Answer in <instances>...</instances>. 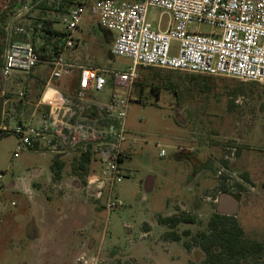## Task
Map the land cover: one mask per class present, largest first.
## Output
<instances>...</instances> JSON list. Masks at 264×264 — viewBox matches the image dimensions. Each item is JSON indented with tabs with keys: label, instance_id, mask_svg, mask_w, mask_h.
I'll use <instances>...</instances> for the list:
<instances>
[{
	"label": "rangeland",
	"instance_id": "374dc122",
	"mask_svg": "<svg viewBox=\"0 0 264 264\" xmlns=\"http://www.w3.org/2000/svg\"><path fill=\"white\" fill-rule=\"evenodd\" d=\"M57 1L27 0L9 16V28L0 36V55L12 42H31L37 48L50 45L51 36L40 26L45 20L49 22L45 27L58 32L63 28L61 14L53 11ZM11 2L0 0V13ZM160 13L149 9L147 18L153 27L159 19L165 26L168 16ZM96 22L84 13L79 24L82 31L74 35L80 37L94 29L96 38L93 32L82 37L87 45L74 54L68 51L67 56H75L86 67L127 71L130 59L109 55L115 33L98 29ZM16 28H23L24 33H16ZM196 28L209 30L205 25ZM44 66L39 64L32 74L13 75L9 80L0 76V264H199L205 255L191 236L205 231L223 187L240 196L236 220L244 238L263 240L264 84L137 67L132 96L144 102L129 105L124 145L130 157L123 161L124 180L112 190L117 205L108 209L105 197L96 199L95 189L82 183L85 176L75 172L76 154L65 156L59 177L49 170L50 156L24 151L13 158L18 142L13 130L24 125L31 111L25 105L29 93L37 98L44 90L40 82H31L34 73L43 72L46 79L50 69ZM73 79L54 80L52 85L70 92ZM105 79L103 90L93 95L96 101H107L114 88L112 78L105 75ZM228 147H235L236 152L225 161ZM87 168L89 174H99L94 162ZM75 175L79 190L67 184ZM147 177L150 191L144 194L142 184ZM26 187L38 196L42 208L58 214L55 219L61 234L57 232L59 243L51 252L40 253V246L33 242L36 221L34 216L31 219L28 200L34 195ZM180 202L186 203L184 210ZM76 212L85 216L76 219ZM180 212L193 216L195 223L179 224L175 231L180 240L175 242L164 236L169 229L158 218ZM82 224L88 225L83 235L68 230ZM186 231L190 236L184 235ZM62 239L68 247L61 245ZM83 239L88 246L81 247Z\"/></svg>",
	"mask_w": 264,
	"mask_h": 264
},
{
	"label": "built area",
	"instance_id": "2783aa9c",
	"mask_svg": "<svg viewBox=\"0 0 264 264\" xmlns=\"http://www.w3.org/2000/svg\"><path fill=\"white\" fill-rule=\"evenodd\" d=\"M149 9L168 16L165 26L159 19L153 27L147 18ZM84 13L115 33L110 55L130 59L127 71H105L67 60L66 51L77 45L74 34ZM59 22L63 36L47 52L48 58L41 59L30 42H12L3 51L0 76L4 80L29 74L39 64L50 68L39 102L45 109L34 126L14 128L18 142L13 158L24 151L53 157L90 154L99 174L92 173L87 182L95 189L96 199L105 197L108 209L117 205L114 185L125 178L123 145L129 105L144 102L132 96L137 67L264 84V0H79L60 15ZM201 25L209 30L196 28ZM16 33L24 29L16 28ZM75 70L78 81L72 94L52 87V81L67 79ZM105 75L112 78L114 88L107 101H96L93 95L103 90ZM227 151L225 161L234 157L236 148Z\"/></svg>",
	"mask_w": 264,
	"mask_h": 264
},
{
	"label": "trees",
	"instance_id": "16d2710c",
	"mask_svg": "<svg viewBox=\"0 0 264 264\" xmlns=\"http://www.w3.org/2000/svg\"><path fill=\"white\" fill-rule=\"evenodd\" d=\"M10 5L6 6L2 14H0V36L5 35L6 20L27 0H10ZM36 1V0H32ZM79 4V0H58L57 5L53 8L58 14H64L69 8ZM41 9L45 11V5H41ZM48 21L43 20L40 27L44 33H46L50 40L56 41L63 36L61 31H55L51 27H45ZM55 46V45H54ZM41 59L48 58L45 45L36 49ZM157 68H154L156 70ZM157 97L158 93L156 89L151 90ZM142 90H140L139 96ZM9 133L3 136H8ZM93 162V158L90 154H81L78 160V166L75 168L76 172L80 176H87L89 173L87 165ZM54 168L57 171L53 172L54 177L59 176L58 170L62 167H57V162L53 160ZM244 179L249 181L247 175L244 174ZM261 188L264 189V182L261 184ZM228 190L222 188L221 193H226ZM158 222L162 226L168 227L169 231L164 234L168 239L175 242L180 240V235L175 231L179 224H194L195 219L193 216L180 212L167 217H159ZM185 236H190L189 232H184ZM192 242L198 246L205 255V260L199 264H264V233L263 240H248L244 238V231L238 224L236 217L225 216L217 213H213L206 224L205 231L197 232L191 236ZM187 248L189 247L186 244ZM196 264V263H190Z\"/></svg>",
	"mask_w": 264,
	"mask_h": 264
},
{
	"label": "crops",
	"instance_id": "0c3cea01",
	"mask_svg": "<svg viewBox=\"0 0 264 264\" xmlns=\"http://www.w3.org/2000/svg\"><path fill=\"white\" fill-rule=\"evenodd\" d=\"M6 8V7H5ZM4 8V9H5ZM2 12H3V10L1 11V13L0 14H2ZM89 15V14H88ZM90 16V15H89ZM90 18H92L91 16H90ZM96 20V19H95ZM97 21V20H96ZM7 24V23H6ZM96 25H97V28L98 29H100V30H102V31H107V30H105L104 28H102L99 24H98V21L96 22ZM6 28H9V26H8V24H7V27ZM78 29L80 30V32L82 31V29L81 28H79V26H78ZM77 29V30H78ZM60 31H62V29L60 30ZM77 32V31H76ZM91 32H93L94 33V37L96 38V35H95V31H94V29H92V30H90V31H88V32H86L87 34L86 35H80V37L79 36H76V39H77V45H76V47H75V49H73V50H68V51H70L71 52V54L73 53H75L76 52V50L77 49H79L80 47H81V49L83 48V47H85L86 45H87V43L86 42H84L83 41V43H82V37H86L88 34H90ZM114 37H115V35L113 36V40H114ZM113 40H112V43H113ZM50 45H45V48H46V50H47V52L48 53H50L52 50H54L53 48L55 47V46H58L59 45V43H60V41L59 40H57L56 41V44H55V39H53V40H50ZM31 43V42H30ZM112 43L110 44V49H111V46H112ZM32 44V43H31ZM33 45V44H32ZM55 45V46H54ZM34 46V45H33ZM34 48L35 49H37V47H35L34 46ZM110 49H109V51H110ZM3 51H4V49L2 50V52H1V55H0V59H1V62H2V54H3ZM68 51H66V53L68 52ZM65 53V55H66V58H67V60L69 61V62H71V63H73V64H75V65H80V66H84V65H82V64H79V63H77L78 61V59L75 57V56H73L72 57V59H70L69 58V56H67V54ZM109 55H110V52H109ZM0 65H1V63H0ZM41 65H43L44 66V64H41ZM44 67H47L46 65L44 66ZM49 68V67H48ZM50 69V68H49ZM42 71V70H41ZM34 73V72H33ZM31 74H32V72H31ZM49 75H50V70H49V73H48V76L46 77V79H45V77H44V73L43 72H40V73H34L33 74V78L31 79V82H33V84L34 83H39V84H42V86H44V90L42 91V93H40L39 95H37V98H35L34 96H33V92L31 91L30 93H29V95H28V100H27V102H25L26 104V106H28L29 107V109L31 110V111H29V113L28 114H26V118L28 119H25V121H23L22 122V124H27V123H30L32 126H34L37 122H38V118H39V114H40V112H41V110H43V109H45L43 106H40V104H39V102H40V100H41V97H42V94L44 93V91H45V88H46V85H47V83L49 82ZM20 76V75H19ZM74 77V79H73V81H74V87H72V89H71V91L70 92H68V91H66L65 90V92L61 89H59L57 86H55V85H52V87H54L55 89H57V90H59L61 93H63V94H72L74 91H75V88H76V85H77V81H78V72H77V70H75L74 72H72V74H71V76L70 77ZM70 77H68V78H70ZM67 78V79H68ZM38 81V82H37ZM52 83V82H51ZM25 96H26V93H25ZM27 97V96H26ZM32 152H35V153H38V154H40L41 156H45V155H47V156H50V160H51V162H50V166H49V170L51 171V173L52 174H54L53 172H55V171H57V168L56 169H52V167L54 168V165H53V160H55V162H57L56 163V165H58L57 167H62L63 168V166H64V159H65V157H53V156H51L50 154H48V153H43V152H38V151H32ZM123 152H124V154H125V159L126 158H129L130 157V152H129V148H128V146H125V145H123ZM72 155V154H71ZM77 155V154H76ZM77 157H78V159H77V162H78V160H79V156L77 155ZM77 166H78V164H77ZM61 168V169H62ZM76 168V167H75ZM61 169L60 170H58V172H59V175H60V171H61ZM39 172V170H36V173H38ZM75 172H76V170H75ZM91 176V174H89V175H87V176H85V178L84 179H82V183L83 184H87V186H86V188L87 189H92V186L91 185H89V183L87 182V180L89 179V177ZM59 177V176H58ZM74 179L73 180H71V182H67V184L68 185H71V187L72 188H75L76 190H79V181L77 180V175H75L74 177H73ZM144 183V182H143ZM65 184H66V182H65ZM142 186H143V184H142ZM10 187V186H9ZM28 189V190H27ZM26 190L28 191V193L29 192H31V195H34V194H32V189L31 188H28V187H26ZM194 196V195H193ZM36 197H38L37 195H34L33 197L31 196V198L28 200L29 201V204H30V206H31V210H32V212H31V219H33V216L35 217V229H36V232H35V236H34V243H37V245L38 246H40L39 248H40V253H43V251L44 250H48L49 249V251L48 252H51L52 251V247H54V246H57L58 245V240H57V234L58 233H60V232H58L57 231V227H58V223H57V221H58V219L56 220L55 218V216L56 215H58V214H52V213H50V212H48L47 210H45V208H42L43 206L42 205H39V203H38V201H37V198ZM195 199V198H194ZM82 202L83 201H81V203L80 202H78L80 205V207L82 208ZM179 206H180V208L181 209H185V205H186V203L185 202H180L179 204H178ZM167 214H171V213H167ZM74 216V218H76V219H82V217H84L85 215H82V214H78L77 212L76 213H74L73 214ZM67 216V215H66ZM61 219H62V217H61ZM52 220H56L55 222H52ZM32 221V220H31ZM87 228H88V225H86V224H82V225H80V226H78L77 228H75L74 230L73 229H69L68 228V230L69 231H71V232H75V233H77L78 235H83L84 234V232H86L87 231ZM58 232V233H57ZM61 234V233H60ZM29 238V237H28ZM59 241H61L60 243H61V245L62 246H67L68 247V243H66V241H64L63 239L62 240H59ZM80 245H81V247H86V246H88L89 244H88V242H86L84 239L82 240V241H80ZM45 253H47V252H45Z\"/></svg>",
	"mask_w": 264,
	"mask_h": 264
},
{
	"label": "water",
	"instance_id": "95a60500",
	"mask_svg": "<svg viewBox=\"0 0 264 264\" xmlns=\"http://www.w3.org/2000/svg\"><path fill=\"white\" fill-rule=\"evenodd\" d=\"M144 194L150 191V177H147L142 186ZM240 196L233 193H221L216 200L215 213L225 216H234L238 212Z\"/></svg>",
	"mask_w": 264,
	"mask_h": 264
}]
</instances>
